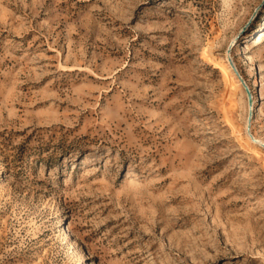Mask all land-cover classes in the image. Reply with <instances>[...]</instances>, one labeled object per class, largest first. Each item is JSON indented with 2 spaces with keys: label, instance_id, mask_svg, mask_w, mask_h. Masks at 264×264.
<instances>
[{
  "label": "rangeland",
  "instance_id": "obj_1",
  "mask_svg": "<svg viewBox=\"0 0 264 264\" xmlns=\"http://www.w3.org/2000/svg\"><path fill=\"white\" fill-rule=\"evenodd\" d=\"M262 31L264 0H0V264H264Z\"/></svg>",
  "mask_w": 264,
  "mask_h": 264
},
{
  "label": "bare ground",
  "instance_id": "obj_2",
  "mask_svg": "<svg viewBox=\"0 0 264 264\" xmlns=\"http://www.w3.org/2000/svg\"><path fill=\"white\" fill-rule=\"evenodd\" d=\"M262 35L257 41H255V42H253L252 43V48H254V47H258L260 44H261V40H262V38H263V36H264V32L262 31V32H260L259 33V35ZM259 35H257V37L259 36ZM256 37V38H257ZM213 48V47H212ZM219 68L223 71V73H224V75L226 76V77H228V80L229 79H231L233 82H236L237 84L238 83H240V81L238 80V78H236L235 77V75L232 73V71L230 70V65L228 64V63H221L220 64V66H219ZM230 81V80H229ZM235 85V84H234ZM233 85V86H234ZM246 92V91H245ZM254 93H253V91H252V95H253ZM247 98H248V96H247ZM248 106H249V104H248ZM249 109H250V106H249ZM253 150H254V152L257 154V155H259L260 154V151L259 150H257L255 147L253 148Z\"/></svg>",
  "mask_w": 264,
  "mask_h": 264
},
{
  "label": "water",
  "instance_id": "obj_3",
  "mask_svg": "<svg viewBox=\"0 0 264 264\" xmlns=\"http://www.w3.org/2000/svg\"><path fill=\"white\" fill-rule=\"evenodd\" d=\"M228 62H229V65H230L231 69L233 70V74L235 75L236 78H238L240 83L246 89V92H247V95H248L249 106L251 108V112H250V119H251V117H252V107H253V95H252V92L248 88L244 78L240 75L239 71L237 70V68L235 66V63L233 62V60L230 57H228ZM248 129L250 131V127H248ZM250 135L252 136V138L255 141L256 139L254 138V136L252 134H250Z\"/></svg>",
  "mask_w": 264,
  "mask_h": 264
}]
</instances>
